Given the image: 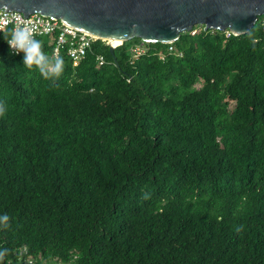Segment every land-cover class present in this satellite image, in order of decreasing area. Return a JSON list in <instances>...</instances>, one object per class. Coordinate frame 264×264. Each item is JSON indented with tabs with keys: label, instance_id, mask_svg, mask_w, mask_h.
Segmentation results:
<instances>
[{
	"label": "trees",
	"instance_id": "16d2710c",
	"mask_svg": "<svg viewBox=\"0 0 264 264\" xmlns=\"http://www.w3.org/2000/svg\"><path fill=\"white\" fill-rule=\"evenodd\" d=\"M5 38L0 264H264V16L76 66Z\"/></svg>",
	"mask_w": 264,
	"mask_h": 264
},
{
	"label": "water",
	"instance_id": "95a60500",
	"mask_svg": "<svg viewBox=\"0 0 264 264\" xmlns=\"http://www.w3.org/2000/svg\"><path fill=\"white\" fill-rule=\"evenodd\" d=\"M0 9L58 21L104 41L112 54L114 47L133 39L173 43L197 25L203 31L245 34L264 16V0H0Z\"/></svg>",
	"mask_w": 264,
	"mask_h": 264
},
{
	"label": "built area",
	"instance_id": "2783aa9c",
	"mask_svg": "<svg viewBox=\"0 0 264 264\" xmlns=\"http://www.w3.org/2000/svg\"><path fill=\"white\" fill-rule=\"evenodd\" d=\"M227 33L228 31H226V35ZM4 34H6V49L13 56L24 53L36 39L43 38L50 46L51 59L56 60L64 52L72 66H76L85 57L91 48V43L96 40L39 14H30L24 17L19 12L0 9V37ZM167 50L172 51V47L169 46ZM143 51V45L139 43L131 46L128 54L130 59H134ZM95 61L97 65H102V56H96Z\"/></svg>",
	"mask_w": 264,
	"mask_h": 264
},
{
	"label": "bare ground",
	"instance_id": "6f19581e",
	"mask_svg": "<svg viewBox=\"0 0 264 264\" xmlns=\"http://www.w3.org/2000/svg\"><path fill=\"white\" fill-rule=\"evenodd\" d=\"M110 44H111V45H116V44H118V42L111 41Z\"/></svg>",
	"mask_w": 264,
	"mask_h": 264
},
{
	"label": "rangeland",
	"instance_id": "374dc122",
	"mask_svg": "<svg viewBox=\"0 0 264 264\" xmlns=\"http://www.w3.org/2000/svg\"><path fill=\"white\" fill-rule=\"evenodd\" d=\"M129 42H130V43H131V42L134 43V42H138V40H137V39H133V40H130Z\"/></svg>",
	"mask_w": 264,
	"mask_h": 264
}]
</instances>
